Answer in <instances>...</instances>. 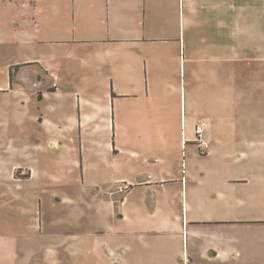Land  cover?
<instances>
[{
	"label": "rangeland",
	"instance_id": "obj_1",
	"mask_svg": "<svg viewBox=\"0 0 264 264\" xmlns=\"http://www.w3.org/2000/svg\"><path fill=\"white\" fill-rule=\"evenodd\" d=\"M250 5L255 32L240 33L238 40L225 37L223 85H219L221 71L215 78L209 68L203 74L208 82L201 100L183 97L178 110L149 114L154 122L174 120L177 131H132L117 139L132 149L142 145L162 148L164 158L157 163H140L113 151L105 174L103 158L94 148L90 169L81 172L71 157L47 149L37 119L16 132L8 110L1 108L9 100L0 98V264H170L175 258L191 264L187 256L189 250L194 256L195 240L209 243L231 233L201 226L199 237L192 230L188 239L186 229L182 246L174 230H167V223L184 220L187 228L188 218L195 216H264V0H250ZM183 55L178 77L185 91L190 87L184 84L191 71ZM11 56L7 45H0V83H10ZM14 71L35 97L32 111L39 112V89L51 83L50 77L42 79L44 73L34 66ZM197 125L204 129L198 137ZM190 133L195 139H189ZM13 164L32 170V180L31 173ZM150 171L184 178L188 191H181V181L163 187L136 186ZM123 175L134 181L132 190L125 188L127 180L118 181ZM105 196L111 197V206ZM123 197L126 201L118 212ZM187 203L188 215L183 213ZM261 236L252 232L254 241L244 251L242 264H264V243L255 241ZM23 240L30 242L20 243ZM212 264L237 262L216 260Z\"/></svg>",
	"mask_w": 264,
	"mask_h": 264
},
{
	"label": "crops",
	"instance_id": "obj_2",
	"mask_svg": "<svg viewBox=\"0 0 264 264\" xmlns=\"http://www.w3.org/2000/svg\"><path fill=\"white\" fill-rule=\"evenodd\" d=\"M251 10L250 0H0V45H7L12 54L9 65L13 73L10 83H0V98L9 100L1 108L8 110L16 132L37 119L47 149L71 157L76 166L80 164L81 172L90 169L94 148L103 158L105 174L110 168L107 158L113 151L140 163H157L164 158L162 148L142 145L132 149L117 139L132 131H177L174 120L154 122L149 114L178 110L183 97L201 100L208 82L203 74L209 68L215 71V78L221 71L219 85H223L225 37L236 36L238 40L240 33L255 32ZM173 42L176 48L169 46ZM182 53L191 71L184 84L190 87L185 91L178 77ZM32 66L44 73L42 79L51 80L49 84L41 80L39 112L32 111L35 97L14 71ZM188 137L195 139L192 133ZM13 166L28 172L18 164ZM28 174L31 181L32 170ZM148 175L136 186L163 187L181 181V191H188L184 178L157 176L155 171ZM118 181L125 183L127 191L133 189L134 181L126 175ZM125 201V197L119 200L118 212ZM105 202L111 206V197L105 196ZM189 207L187 203L183 213L188 215ZM201 226L231 234L209 243L195 240L194 256L190 250L187 256L191 264L216 260L242 264L244 251L254 241L252 232L262 235L255 241L264 243L261 213L235 219L195 216L188 218L187 228L183 220L182 224L167 223V230H174L177 242L184 246L186 229L189 239L192 230L199 237ZM234 232L238 235L233 236ZM184 262L176 258L174 263L169 261Z\"/></svg>",
	"mask_w": 264,
	"mask_h": 264
},
{
	"label": "built area",
	"instance_id": "obj_3",
	"mask_svg": "<svg viewBox=\"0 0 264 264\" xmlns=\"http://www.w3.org/2000/svg\"><path fill=\"white\" fill-rule=\"evenodd\" d=\"M53 86H56V83H53ZM203 127L201 125H197L196 127V134H197V137L200 135L201 136V132L203 131ZM197 140H199V142H202L201 141V138H197Z\"/></svg>",
	"mask_w": 264,
	"mask_h": 264
}]
</instances>
